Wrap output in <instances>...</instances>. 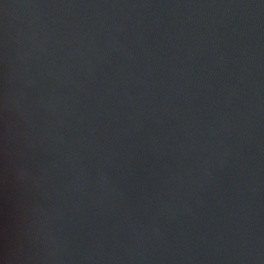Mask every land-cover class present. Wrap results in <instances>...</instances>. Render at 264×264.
I'll return each mask as SVG.
<instances>
[{
    "label": "water",
    "instance_id": "obj_1",
    "mask_svg": "<svg viewBox=\"0 0 264 264\" xmlns=\"http://www.w3.org/2000/svg\"><path fill=\"white\" fill-rule=\"evenodd\" d=\"M0 264H264V0H0Z\"/></svg>",
    "mask_w": 264,
    "mask_h": 264
}]
</instances>
